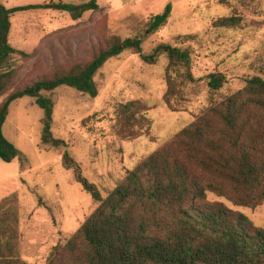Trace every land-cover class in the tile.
I'll use <instances>...</instances> for the list:
<instances>
[{
    "label": "rangeland",
    "instance_id": "obj_1",
    "mask_svg": "<svg viewBox=\"0 0 264 264\" xmlns=\"http://www.w3.org/2000/svg\"><path fill=\"white\" fill-rule=\"evenodd\" d=\"M90 0H0L6 8L46 3L81 4ZM99 10L74 21L66 13L29 10L10 16L8 44L30 55L18 60V71L5 98L23 86L47 79L72 65L91 59L111 36L132 38L143 33L148 20L171 5L165 26L143 38L142 54L159 44L189 48L192 76L173 96L170 108L163 101L167 91L166 56L155 65L144 64L140 55L125 52L109 60L94 77L97 96L58 88L43 93L53 103L51 133L65 148L41 144L43 110L32 98L13 102L3 125L4 138L16 149L15 159L0 160V216L7 199L17 217L19 259L27 264H46L55 249L64 246L98 204L75 181L62 162L64 151L79 165L81 175L100 191H113L125 170H133L161 150L182 129L207 116L211 102L241 91L247 80H264V0H97ZM234 18L233 28H214L218 20ZM193 36V41L176 40ZM223 75L220 92L212 94L210 75ZM134 103L140 122L126 125L118 116L121 105ZM225 195L207 192L209 203L238 212L255 226H264V202L256 207L234 204L230 187Z\"/></svg>",
    "mask_w": 264,
    "mask_h": 264
},
{
    "label": "trees",
    "instance_id": "obj_2",
    "mask_svg": "<svg viewBox=\"0 0 264 264\" xmlns=\"http://www.w3.org/2000/svg\"><path fill=\"white\" fill-rule=\"evenodd\" d=\"M29 10L66 13L74 21L99 10L97 0L81 4L46 3L6 9L0 3V99L13 84L18 60L30 55L8 44L10 16ZM171 13L167 5L151 17L143 33L132 38L111 36L91 59L72 65L47 79L17 89L0 104V160L11 163L17 151L2 133L10 105L32 98L43 110L41 144L65 148L51 133L52 101L43 93L71 88L92 98L97 96L94 77L109 60L125 52L140 55L144 64L155 65L166 56L167 91L163 101L170 108L173 96L192 76V52L171 44H159L149 55L142 54L143 38L165 26ZM239 21L220 19L214 28H233ZM193 36L176 38L183 43ZM223 75H210L212 94L220 92ZM214 102V101H212ZM208 107L216 119L197 118L161 150L144 159L133 170H125L117 187L101 196L97 187L82 175L79 165L64 151L62 162L75 181L98 204L93 214L67 243L50 254L46 264H264V226L257 227L244 215L219 203H209L206 193L225 195L232 191L234 204L256 208L264 202V80L255 76L238 92ZM134 103L121 105L119 118L139 123ZM2 201L0 216V264H27L19 259L16 243L17 217L14 208Z\"/></svg>",
    "mask_w": 264,
    "mask_h": 264
}]
</instances>
